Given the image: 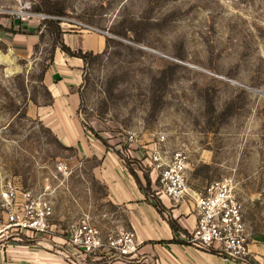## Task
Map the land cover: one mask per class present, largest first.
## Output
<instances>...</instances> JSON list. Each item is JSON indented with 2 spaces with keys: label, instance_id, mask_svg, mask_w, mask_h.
Here are the masks:
<instances>
[{
  "label": "rangeland",
  "instance_id": "374dc122",
  "mask_svg": "<svg viewBox=\"0 0 264 264\" xmlns=\"http://www.w3.org/2000/svg\"><path fill=\"white\" fill-rule=\"evenodd\" d=\"M49 8L63 14L49 15ZM44 18L59 20L63 31L106 38L84 61L78 85L85 131L122 150L143 184L150 175L154 201L162 195L156 174L141 147L126 151L127 132L143 144L164 134L165 149L186 151L194 190L232 176L251 244L261 249L253 264H264V0H0L3 26L42 28L29 49L15 47L10 28H0V190L9 179L36 194L49 183L54 209L49 236L14 231L6 245L48 249L67 264H147L140 253L77 259L53 241L83 221L104 235L130 228L127 212L107 199L93 173L98 160L80 157L43 119L53 100L45 76L55 52ZM62 161L66 172L57 169Z\"/></svg>",
  "mask_w": 264,
  "mask_h": 264
},
{
  "label": "crops",
  "instance_id": "0c3cea01",
  "mask_svg": "<svg viewBox=\"0 0 264 264\" xmlns=\"http://www.w3.org/2000/svg\"><path fill=\"white\" fill-rule=\"evenodd\" d=\"M4 26L8 29L18 30L10 31L11 37L9 36L8 40L19 49H29L34 42V37L42 33V28L29 29L28 26L17 24L15 21L7 25L4 24ZM62 39L75 50L99 52L106 47V38L94 32L64 31ZM84 63L82 58L70 56L60 47H56L53 60L45 76V82L53 100L46 106V110L42 109V116L46 124L60 136L66 145L78 149L80 157L98 160L93 173L105 184L107 199L113 204L123 207L127 212L128 227L130 228L128 230H132L136 234L139 253L143 255V258H146V263L233 264L225 261L217 253L190 243L185 233L174 232L168 224L166 217L171 214L182 228L191 234L197 223V214L193 203L184 202L176 205L162 193L160 200L168 209L163 217L154 205V200L150 195H146L128 168L122 164L119 155L105 148L85 131L79 117L81 101L78 92ZM154 173L156 174V171L152 169V174ZM156 176L154 181H156ZM174 239L176 241H173ZM251 250L253 252L261 251L258 244H251ZM0 264L67 263L62 256L48 249L43 250V248L31 245L10 244L0 248ZM114 264H130V261L126 263L116 259Z\"/></svg>",
  "mask_w": 264,
  "mask_h": 264
},
{
  "label": "built area",
  "instance_id": "2783aa9c",
  "mask_svg": "<svg viewBox=\"0 0 264 264\" xmlns=\"http://www.w3.org/2000/svg\"><path fill=\"white\" fill-rule=\"evenodd\" d=\"M122 145L131 152L134 145L142 148V154L153 171H156L160 193L165 194L174 204L193 203L197 214V223L188 241L199 248L217 253L225 261L233 264H253L257 257L251 250V236L239 200L232 176L214 180L202 191L188 186L187 170L189 155L184 150L169 151L164 148V134L153 138L147 144L137 132H127L122 136ZM119 155L126 166L123 151ZM57 169L66 172L68 165L59 162ZM46 183L43 192L34 193L22 189L17 182L9 179L0 190V248L7 244L12 236L10 232H22L28 237L49 236L54 209ZM17 239V237H13ZM61 245L63 251L74 258H86L97 253H114L120 258H132L139 253L136 234L132 230H120L102 234L100 228L86 221L75 224L69 230ZM64 253V252H63Z\"/></svg>",
  "mask_w": 264,
  "mask_h": 264
},
{
  "label": "trees",
  "instance_id": "16d2710c",
  "mask_svg": "<svg viewBox=\"0 0 264 264\" xmlns=\"http://www.w3.org/2000/svg\"><path fill=\"white\" fill-rule=\"evenodd\" d=\"M44 12L49 14V15H53V16L63 14V12L61 10H57L54 8L53 9L49 8V9L45 10ZM42 25H45L53 36V40H54L53 51H55L56 47H60V49L62 51H64L65 53L69 54L70 56L80 57L85 62L89 58H92L95 55L94 52H92V51H83L82 49H76L75 50V49H72L69 45H67L64 42V40L62 39V34L64 31L61 27L59 20H56L53 18H44ZM0 28L4 29L5 27L2 24H0ZM5 29H7V28H5ZM9 31H14V29L10 28ZM130 173L133 175L138 186L142 190H144L146 195H150L151 185H152V179H151L150 175L145 174L144 177H145L146 183L143 184L141 178L138 176V174L132 168H130ZM154 205L156 206L158 211L164 217V213L167 212L168 209L164 206V204L161 202V200L158 199L157 201H154ZM166 220L174 232H182V233H185L187 236H190L188 231L185 230L184 228H182V226L178 223L176 218H174L171 214H168V216L166 217ZM173 241H176V240L174 239Z\"/></svg>",
  "mask_w": 264,
  "mask_h": 264
},
{
  "label": "bare ground",
  "instance_id": "6f19581e",
  "mask_svg": "<svg viewBox=\"0 0 264 264\" xmlns=\"http://www.w3.org/2000/svg\"><path fill=\"white\" fill-rule=\"evenodd\" d=\"M4 58V57H3Z\"/></svg>",
  "mask_w": 264,
  "mask_h": 264
}]
</instances>
